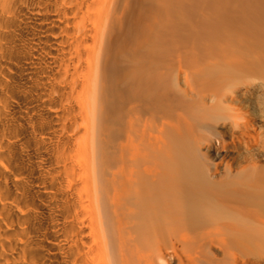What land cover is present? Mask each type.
Returning <instances> with one entry per match:
<instances>
[{
  "label": "bare ground",
  "instance_id": "bare-ground-1",
  "mask_svg": "<svg viewBox=\"0 0 264 264\" xmlns=\"http://www.w3.org/2000/svg\"><path fill=\"white\" fill-rule=\"evenodd\" d=\"M0 264H264V0H0Z\"/></svg>",
  "mask_w": 264,
  "mask_h": 264
}]
</instances>
